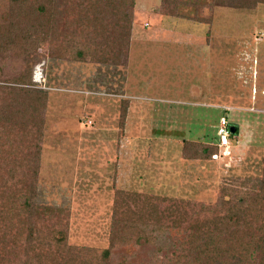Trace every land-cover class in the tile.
<instances>
[{"label": "rangeland", "instance_id": "rangeland-1", "mask_svg": "<svg viewBox=\"0 0 264 264\" xmlns=\"http://www.w3.org/2000/svg\"><path fill=\"white\" fill-rule=\"evenodd\" d=\"M27 1L14 10L11 0H0V118L15 121L25 100L17 88L46 93L30 201L67 220L69 244L108 246L118 189L203 206L259 193L263 1L176 0L166 9L163 0H97L90 8L100 21L82 13L90 2L49 0L65 20L34 48L18 41L20 53L27 51L19 54L3 42L29 31ZM37 18L42 24L44 13ZM222 115L238 126L224 144L217 137ZM184 140L215 154L186 156ZM154 235L111 256L125 264H170L176 240L169 230Z\"/></svg>", "mask_w": 264, "mask_h": 264}, {"label": "trees", "instance_id": "trees-1", "mask_svg": "<svg viewBox=\"0 0 264 264\" xmlns=\"http://www.w3.org/2000/svg\"><path fill=\"white\" fill-rule=\"evenodd\" d=\"M83 1L90 4L80 6L82 13L87 11L100 19L90 8L91 3L98 1ZM126 1L133 3V0ZM228 1L250 5L244 0H237L239 4L236 0ZM27 2L11 0L10 7L15 10L18 4ZM32 2L37 6H32ZM163 3L166 9L173 8L176 0H163ZM54 8L52 3L49 8V0H31L26 10H31L30 17L34 15L33 20L27 17L29 31L21 28V32L25 30L21 40L6 36L3 44L12 45L15 53L23 54L27 51L21 49L20 53L18 41L24 42L28 50L40 36L49 37L58 31L57 22L65 18L62 9ZM41 13L45 17L42 24L37 18ZM57 52L52 50L51 54L56 56ZM20 79L17 81L25 83ZM17 89L16 92L25 95V100L16 107L15 121L0 118V264H125L124 258L116 260L111 256L113 249L137 244L140 239L152 242L154 233L166 230L176 240L168 258L170 264H264V177L258 194L237 193L235 199L223 198L208 206L118 189L113 195L108 246L91 248L69 244L67 220L62 223L52 216L54 209L42 206L39 209L30 201L39 167L40 107L44 106L46 93L25 87ZM231 125L236 127V133L238 126L229 124L228 129ZM232 134L229 129V135ZM183 149L186 156L215 154V148L198 147L187 140Z\"/></svg>", "mask_w": 264, "mask_h": 264}, {"label": "built area", "instance_id": "built-area-1", "mask_svg": "<svg viewBox=\"0 0 264 264\" xmlns=\"http://www.w3.org/2000/svg\"><path fill=\"white\" fill-rule=\"evenodd\" d=\"M228 125V120L225 118L224 115H222L219 119V124L217 128V134L219 136L221 144H224L222 142H225V140H227V136H229Z\"/></svg>", "mask_w": 264, "mask_h": 264}, {"label": "water", "instance_id": "water-1", "mask_svg": "<svg viewBox=\"0 0 264 264\" xmlns=\"http://www.w3.org/2000/svg\"><path fill=\"white\" fill-rule=\"evenodd\" d=\"M229 129L232 133L236 131V127L234 125H231Z\"/></svg>", "mask_w": 264, "mask_h": 264}, {"label": "bare ground", "instance_id": "bare-ground-1", "mask_svg": "<svg viewBox=\"0 0 264 264\" xmlns=\"http://www.w3.org/2000/svg\"><path fill=\"white\" fill-rule=\"evenodd\" d=\"M38 77V74H35L34 78H37Z\"/></svg>", "mask_w": 264, "mask_h": 264}]
</instances>
